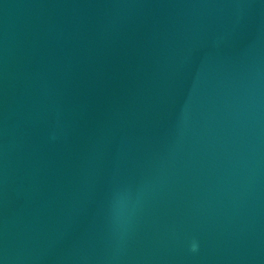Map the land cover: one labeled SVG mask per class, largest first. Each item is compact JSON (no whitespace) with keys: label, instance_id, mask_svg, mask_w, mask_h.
I'll list each match as a JSON object with an SVG mask.
<instances>
[{"label":"water","instance_id":"95a60500","mask_svg":"<svg viewBox=\"0 0 264 264\" xmlns=\"http://www.w3.org/2000/svg\"><path fill=\"white\" fill-rule=\"evenodd\" d=\"M0 264H264V0H0Z\"/></svg>","mask_w":264,"mask_h":264}]
</instances>
